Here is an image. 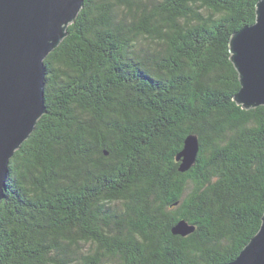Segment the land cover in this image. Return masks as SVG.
<instances>
[{
    "label": "trees",
    "instance_id": "obj_1",
    "mask_svg": "<svg viewBox=\"0 0 264 264\" xmlns=\"http://www.w3.org/2000/svg\"><path fill=\"white\" fill-rule=\"evenodd\" d=\"M257 1L84 0L43 60L46 112L9 161L0 264L239 254L264 212V105L233 99L228 43ZM188 134L199 150L181 172Z\"/></svg>",
    "mask_w": 264,
    "mask_h": 264
},
{
    "label": "water",
    "instance_id": "obj_2",
    "mask_svg": "<svg viewBox=\"0 0 264 264\" xmlns=\"http://www.w3.org/2000/svg\"><path fill=\"white\" fill-rule=\"evenodd\" d=\"M84 0H0V202L10 158L46 112L44 58L67 34ZM230 60L240 88L233 99L243 108L264 105V0L255 5V21L229 38ZM199 150L188 134L177 154L187 171ZM194 227L181 220L171 228L182 236ZM227 264H264V212L257 232Z\"/></svg>",
    "mask_w": 264,
    "mask_h": 264
},
{
    "label": "rangeland",
    "instance_id": "obj_3",
    "mask_svg": "<svg viewBox=\"0 0 264 264\" xmlns=\"http://www.w3.org/2000/svg\"><path fill=\"white\" fill-rule=\"evenodd\" d=\"M85 250H89V247L88 245L84 247ZM91 250V249H90Z\"/></svg>",
    "mask_w": 264,
    "mask_h": 264
}]
</instances>
